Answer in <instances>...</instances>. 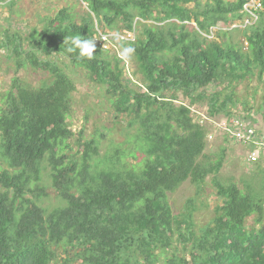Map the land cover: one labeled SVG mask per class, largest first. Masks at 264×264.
<instances>
[{
    "label": "trees",
    "instance_id": "16d2710c",
    "mask_svg": "<svg viewBox=\"0 0 264 264\" xmlns=\"http://www.w3.org/2000/svg\"><path fill=\"white\" fill-rule=\"evenodd\" d=\"M76 1L81 15L64 7L42 27L2 32L17 70L50 80L32 87L15 76L0 96V264H264V183L223 182L228 147L207 151L224 120L264 136L253 117L264 119V102L257 111L254 96L238 97L241 86L256 95L264 85V0ZM236 31L239 41L227 40ZM127 32L133 40L121 38ZM75 35L96 38L91 59L67 51ZM122 46L135 49L127 61ZM66 68L104 91L114 121L131 129L123 142L104 148L106 125L90 138L86 122L73 130L77 87ZM195 105L207 107L206 121ZM244 146L249 164L255 146ZM45 173L53 207L43 205ZM186 182L217 194L207 224L195 216L198 196L181 209L170 201Z\"/></svg>",
    "mask_w": 264,
    "mask_h": 264
},
{
    "label": "rangeland",
    "instance_id": "374dc122",
    "mask_svg": "<svg viewBox=\"0 0 264 264\" xmlns=\"http://www.w3.org/2000/svg\"><path fill=\"white\" fill-rule=\"evenodd\" d=\"M64 7L71 8L73 12L81 15L84 13V7H86V5H81L76 0H19L17 4L12 7L0 9V42L4 39L2 32L5 30L16 32L21 25L25 28H32L35 26L42 27L41 20L43 18L55 16ZM231 38L234 42H237L241 38V34L236 31L233 35L231 34L227 40ZM109 48L111 49L110 46ZM123 64H126V68L129 70H133V64L129 65L125 62H123ZM123 64H121V66H123ZM66 71L72 75L77 87L73 96V108L71 113L73 130L77 131L80 129V126L86 122V136L90 138L98 128L106 125L112 128L113 132L108 134L107 139H103L104 148L106 147L105 144L110 145L113 143V145H117L123 142L127 132L131 131V129L125 128L126 123L119 122V120L118 122L114 121V117L107 104V99L104 96V91L95 84L90 83L82 72L75 74L72 72L71 68H66ZM15 76L32 87H39L44 82L50 80L49 74L44 71H35L31 68L17 70L14 62L8 60L4 50L0 48V96L10 89L12 79ZM255 85L256 83L254 82L253 86ZM240 91L241 93L239 92L238 97L244 101H251L253 96L256 98L253 103L258 111L259 105L264 102V85L260 86V90L256 95L252 87L241 86ZM193 112L195 116L206 121L207 107L195 105L193 106ZM253 117L259 120L257 123L258 127L264 132L262 112H254ZM225 122V120L221 121L219 124H215V127H212V136L208 138L210 142H208L207 148L209 153H213L217 152L220 147H228L225 164L221 170L222 181L228 182L230 180H235L239 182V185L244 190H246L244 181H250L253 187L260 188L264 183V162L262 163L263 167L245 162L242 155L245 153L246 147L243 143L233 138L232 129L228 128ZM208 123L211 125V120H209ZM227 135L232 137V143L225 142L224 137ZM101 153L103 155L104 150H102ZM129 161L131 162L132 160L129 159ZM44 180L46 185L49 186L50 197L43 201V205L53 207L57 204L55 198L56 192L52 189L50 179L47 178L46 173ZM195 196H198L197 204L199 207L197 214H195L197 222L200 225L207 224L214 216V205L220 203L212 187L206 186L199 191L194 185L186 182L177 192L170 194V201L174 207L181 209L190 198H194ZM62 257L64 258L65 256Z\"/></svg>",
    "mask_w": 264,
    "mask_h": 264
},
{
    "label": "built area",
    "instance_id": "2783aa9c",
    "mask_svg": "<svg viewBox=\"0 0 264 264\" xmlns=\"http://www.w3.org/2000/svg\"><path fill=\"white\" fill-rule=\"evenodd\" d=\"M11 0H0V5L9 3ZM251 6L260 8L261 3L259 0H252ZM249 5H246V8H248ZM115 35V34H114ZM111 34V36H114ZM107 37V39H105ZM123 40H129V39H134V34L127 32L125 35L121 36ZM101 39L102 42H104V46L108 48L110 46L109 40H110V35L107 34H101ZM223 126V125H222ZM232 129V136L234 139L238 140L239 142L243 144H253L255 148L248 154L247 156V161L250 163H254L256 160L260 159L261 157L264 156V136L258 135L256 133L255 128H250L246 124L240 122V121H235L234 122V127L230 128ZM212 135L209 137L211 138Z\"/></svg>",
    "mask_w": 264,
    "mask_h": 264
},
{
    "label": "clouds",
    "instance_id": "9594fccd",
    "mask_svg": "<svg viewBox=\"0 0 264 264\" xmlns=\"http://www.w3.org/2000/svg\"><path fill=\"white\" fill-rule=\"evenodd\" d=\"M67 39L68 38H66V40ZM105 39H107V37H105ZM96 41L95 37L85 38L80 35L72 36V47H69L67 51L71 53L78 49L79 57H87L88 59H91L96 51ZM134 52L135 49L132 46H122L119 52V57L121 60L127 61L131 58Z\"/></svg>",
    "mask_w": 264,
    "mask_h": 264
}]
</instances>
